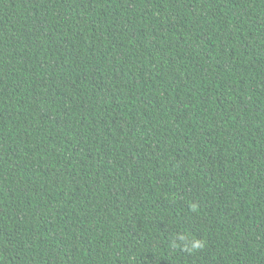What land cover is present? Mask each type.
Segmentation results:
<instances>
[{"label":"trees","instance_id":"obj_1","mask_svg":"<svg viewBox=\"0 0 264 264\" xmlns=\"http://www.w3.org/2000/svg\"><path fill=\"white\" fill-rule=\"evenodd\" d=\"M0 264H264V0H0Z\"/></svg>","mask_w":264,"mask_h":264}]
</instances>
